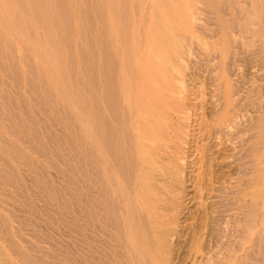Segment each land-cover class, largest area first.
Masks as SVG:
<instances>
[{"label":"rangeland","instance_id":"374dc122","mask_svg":"<svg viewBox=\"0 0 264 264\" xmlns=\"http://www.w3.org/2000/svg\"><path fill=\"white\" fill-rule=\"evenodd\" d=\"M192 1L0 0V264H264V0Z\"/></svg>","mask_w":264,"mask_h":264},{"label":"bare ground","instance_id":"6f19581e","mask_svg":"<svg viewBox=\"0 0 264 264\" xmlns=\"http://www.w3.org/2000/svg\"><path fill=\"white\" fill-rule=\"evenodd\" d=\"M192 0H189V2H191ZM206 1V0H205ZM215 1V0H214ZM226 1V0H225ZM260 1V0H259ZM261 1H263V0H261ZM193 2V1H192ZM198 2V1H197ZM207 3H208V0L206 1ZM211 2V1H210ZM215 2H217V1H215ZM187 3H188V1H187ZM194 3V2H193ZM199 3H200V1H199ZM206 3V4H207ZM260 3V2H259ZM263 3V2H262ZM198 4V3H197ZM213 4H215V3H213ZM213 4H211V5H213ZM250 4V3H249ZM261 4V3H260ZM60 5V4H59ZM209 5V4H208ZM189 6V5H188ZM210 6V5H209ZM215 6V5H214ZM191 7V6H190ZM196 7H197V5H196ZM227 7V6H226ZM249 7V6H248ZM199 8V7H198ZM200 8H202V7H200ZM205 8V7H204ZM203 8V9H204ZM228 8V7H227ZM250 8H252V6L251 7H249V9ZM193 9V8H192ZM248 9V10H249ZM191 10V9H190ZM194 10V9H193ZM223 10V9H222ZM254 10V9H253ZM204 11V10H203ZM226 11V10H225ZM252 11V10H251ZM261 11V10H260ZM171 12V11H170ZM191 12V11H190ZM200 12V11H199ZM198 12V10L196 9V11L194 10V11H192L191 12V14H190V19L193 21V22H197L199 19H203V18H200V16L203 14H201V13H199ZM242 12V11H241ZM240 12V13H241ZM138 13V12H137ZM209 13V12H208ZM250 12H248V14H249ZM259 13H261L262 14V12H259ZM239 14V13H238ZM251 14H252V16H251ZM251 14H249V18H250V16H251V18H253V13H251ZM260 14V15H261ZM137 15V14H136ZM180 15V14H179ZM244 15V14H243ZM101 16V15H100ZM218 16V15H217ZM246 16V15H245ZM262 16V15H261ZM235 17V16H234ZM123 18V17H122ZM238 18H242V16L241 17H238ZM260 17H258V19H259ZM97 19H98V17H97ZM210 19V18H209ZM95 20H96V18H95ZM146 20V19H145ZM234 20V19H233ZM243 20H246V18L245 19H243ZM247 20H248V18H247ZM100 21V20H99ZM205 21V20H204ZM252 20L250 19V22H251ZM260 21H262V20H260ZM101 22V21H100ZM189 22V21H188ZM200 22V21H199ZM202 22V21H201ZM212 22V21H211ZM232 22V21H231ZM236 22H237V20H236ZM239 22V21H238ZM247 22V21H246ZM253 22H255V19L253 18ZM253 22H251V23H253ZM262 22H264V21H262ZM103 23H104V21H103ZM234 23V22H233ZM258 23V22H257ZM197 24V23H196ZM243 24H244V22H243ZM256 24V22L255 23H253V25H252V27L254 26ZM93 25V24H92ZM211 25V24H210ZM229 25H233V24H229ZM237 25V24H236ZM240 25V24H239ZM257 25V24H256ZM263 25H264V23H263ZM91 26V25H90ZM259 26V25H258ZM67 27V26H66ZM197 27V26H196ZM260 27V26H259ZM232 28V27H231ZM254 28V27H253ZM253 28H251V29H253ZM261 28H262V26H261ZM251 29H249V31H251ZM260 29V28H259ZM258 29V30H259ZM262 30V29H261ZM263 30H264V27H263ZM229 31V30H228ZM161 32V31H160ZM264 32V31H263ZM89 34V33H88ZM232 34V33H231ZM187 36V35H186ZM264 36V35H263ZM221 37V36H220ZM189 38V37H188ZM90 39V38H89ZM128 39V38H127ZM227 39V38H226ZM127 42H128V40H127ZM178 42V41H177ZM181 42V41H180ZM229 43V42H228ZM88 45V44H87ZM92 45V44H91ZM179 45H181V44H179ZM229 45H231V44H229ZM10 46V45H9ZM189 47H191V46H189ZM128 49V48H127ZM192 49V48H191ZM73 50V49H72ZM155 50V49H154ZM235 51V50H234ZM254 51V50H253ZM257 51V50H256ZM255 51V52H256ZM233 52V51H232ZM247 52V51H246ZM188 53H189V50H188ZM247 55V54H246ZM82 56V55H81ZM240 56V55H239ZM73 58V57H72ZM82 60V59H81ZM85 60V59H84ZM180 60V59H179ZM139 61V60H138ZM145 62V61H144ZM136 64H137V62H135ZM176 63V62H175ZM157 67V66H156ZM83 68V67H82ZM154 68V67H153ZM161 68V67H160ZM188 68V67H187ZM149 70V69H148ZM161 70V69H160ZM94 72V71H93ZM158 72H159V70H158ZM174 72H175V70H174ZM178 72V71H177ZM145 73H147V72H145ZM232 73V72H231ZM156 74V73H155ZM173 74V76L175 77L176 76V73L174 74V73H172ZM180 75H181V73H179ZM93 75V74H92ZM171 75V74H170ZM228 75V74H227ZM233 75V74H232ZM231 75V76H232ZM147 76V75H146ZM232 78V77H231ZM158 80V79H157ZM176 80V79H175ZM180 81V80H179ZM183 81H184V79H183ZM124 82V81H123ZM149 82V81H148ZM176 82H178V81H176ZM175 82V83H176ZM181 82V81H180ZM169 83V82H168ZM174 83V84H175ZM179 83V82H178ZM177 83V84H178ZM234 83V82H233ZM182 84H183V82H182ZM178 86V85H177ZM185 86V85H184ZM159 87V86H158ZM177 88V87H176ZM178 89V88H177ZM184 90V89H183ZM169 91V90H168ZM177 92V91H176ZM178 93V92H177ZM94 95H97V94H95L94 93ZM164 95H166V94H164ZM177 95L178 94H176L175 96L177 97ZM237 95V94H236ZM65 96V95H64ZM184 96V95H183ZM186 96V95H185ZM98 98V97H97ZM179 98H181V97H179ZM1 99V98H0ZM59 99V98H58ZM66 99V98H65ZM164 99V98H163ZM186 100V99H185ZM166 101V100H165ZM48 102V101H47ZM96 102V101H95ZM145 103H150V102H145ZM144 103V104H145ZM161 103V102H160ZM187 103H188V101H187ZM154 104V103H153ZM152 104V105H153ZM163 104V103H162ZM169 104V103H168ZM69 105H71V104H69ZM137 105H139V104H137ZM141 105V104H140ZM186 105V104H185ZM159 106V105H158ZM162 106V105H161ZM181 106H182V104H181ZM184 106V105H183ZM118 107V106H117ZM145 107V106H144ZM155 107V106H154ZM153 107V108H154ZM190 107V106H189ZM61 108V107H60ZM104 108V107H103ZM145 108H147V107H145ZM186 108V107H185ZM4 109V108H3ZM41 109V108H40ZM102 109V108H101ZM161 109H163V108H161ZM172 109H174V108H172ZM263 109V108H262ZM105 110V109H104ZM178 110V109H177ZM181 110H182V108H181ZM259 110V109H258ZM35 111V110H34ZM53 111V110H52ZM75 111V110H74ZM73 111V112H74ZM155 111V110H154ZM159 111V110H158ZM162 111V110H161ZM184 112H185V110H183ZM183 111H181V112H183ZM106 112V111H105ZM179 112V111H178ZM183 112V113H184ZM242 112V111H241ZM261 112V111H260ZM38 113V112H37ZM72 113V112H71ZM77 113V112H76ZM153 113V112H152ZM165 114H166V112H164ZM55 114V113H54ZM172 114V113H171ZM185 114V113H184ZM186 114H187V112H186ZM75 115V114H74ZM77 115V114H76ZM167 115V114H166ZM81 117H83L82 115H80ZM188 116V115H187ZM239 116V115H238ZM85 117V116H84ZM84 117H83V119H84ZM140 117V116H139ZM167 117H168V115H167ZM184 117V116H183ZM263 117V116H262ZM174 118H176V117H174ZM246 118V117H245ZM171 119V118H170ZM227 119V118H226ZM19 120V119H18ZM43 120H45L44 118H43ZM177 120V119H176ZM222 120V119H221ZM151 121V120H150ZM173 121V120H172ZM184 121H186V120H184ZM212 121V120H211ZM214 121V120H213ZM224 121V120H223ZM198 122V121H197ZM217 122V121H216ZM215 122V123H216ZM235 122V121H234ZM264 122V121H263ZM21 123V122H20ZM86 123H88V121L86 122ZM154 123V122H153ZM180 123V122H179ZM212 123V122H211ZM222 123H224V122H222ZM237 123V122H236ZM184 124V123H183ZM206 124V123H205ZM228 124V123H227ZM255 124V123H254ZM210 125V124H209ZM223 125H225V124H223ZM223 125H222V127L221 128H219V129H222L221 131H223ZM236 125V124H235ZM108 126V125H107ZM114 126V125H113ZM186 126V125H185ZM216 126V125H215ZM233 126V125H232ZM163 127V126H162ZM187 127V126H186ZM214 127V126H213ZM228 127V126H227ZM23 128V127H22ZM47 129H48V127H46ZM45 128V129H46ZM232 128V127H231ZM44 129V128H43ZM61 129V128H60ZM142 129V128H141ZM211 129V128H210ZM9 130V129H8ZM226 130V129H225ZM224 130V132H226ZM262 130V129H261ZM91 131V130H90ZM211 131V130H210ZM10 132V131H9ZM175 132H177V131H175ZM212 132V131H211ZM216 132H217V130H216ZM249 132V131H248ZM13 133V132H12ZM64 133V132H63ZM143 133L144 134H147V130H143ZM78 134V133H77ZM174 134V133H173ZM187 134V133H186ZM221 134V133H220ZM65 135V134H64ZM127 135V134H126ZM91 136V135H90ZM93 136V135H92ZM144 136H147V135H144ZM176 136H177V134H176ZM185 136V135H184ZM187 136V135H186ZM94 137V136H93ZM181 137V136H180ZM210 137V136H209ZM216 137V136H215ZM173 138V137H172ZM123 139V138H122ZM121 139V140H122ZM177 139H178V137H177ZM209 139V138H208ZM211 139V138H210ZM227 139V138H226ZM95 140V139H94ZM93 140V141H94ZM181 140V139H180ZM96 141V140H95ZM118 141V140H117ZM213 141V139L211 140V142ZM108 142V141H107ZM144 142H145V140H143V142H142V140H141V142H140V150H139V159H140V172H141V174H140V178L138 177V179H140V183H139V186H138V192H137V197H138V199H137V207H138V209H142V208H144V207H146V205H148V202H149V194H150V192H149V190H148V188L146 187V184H145V182L147 181H149V178L145 175V171L147 170V169H149L150 167H148V164H149V161H148V159H147V157H148V152H147V150L146 149H144V146H146L147 148H149V147H151L150 145H144ZM181 142V141H180ZM187 142V141H186ZM224 142H225V140H224ZM108 144V143H107ZM180 144V143H179ZM193 144V143H192ZM207 144V143H206ZM61 145V144H60ZM94 145V144H93ZM181 145V144H180ZM179 145V146H180ZM190 145V144H189ZM245 145V144H244ZM9 146V145H8ZM96 146V145H95ZM97 147V146H96ZM95 147V148H96ZM185 147V146H184ZM156 148V147H155ZM150 149H152V148H150ZM173 149V148H172ZM96 150V149H95ZM95 150L93 149L92 150V156H94L95 158H97V152H95ZM153 150V149H152ZM191 150V149H190ZM210 150V149H209ZM7 151V150H6ZM88 151V150H87ZM39 152V151H38ZM175 152V151H174ZM85 153V152H84ZM169 154V153H168ZM77 155V154H76ZM80 155V154H79ZM189 155V154H188ZM191 155V154H190ZM81 156V155H80ZM87 156H88V154H87ZM136 156V155H135ZM176 156V155H175ZM77 157H78V155H77ZM170 157H172V156H170ZM81 158V157H80ZM173 158V157H172ZM177 159H178V157H176ZM181 158V157H180ZM191 158V157H190ZM33 159V158H32ZM82 159V158H81ZM99 159V158H98ZM103 159V158H102ZM153 159V158H152ZM167 159H170L169 157L167 158ZM175 159V158H174ZM100 160H101V158H100ZM191 160V159H190ZM243 160V159H242ZM80 161V160H79ZM82 161V160H81ZM99 161V160H98ZM102 161V160H101ZM137 161V160H136ZM158 161V160H157ZM188 161V160H187ZM74 162V161H73ZM94 162V161H93ZM100 162V161H99ZM102 162H104L105 163V161L103 160ZM138 162V161H137ZM160 162V161H159ZM182 162V161H181ZM20 163V162H19ZM83 163V162H82ZM91 163V162H90ZM89 163V164H90ZM101 163V162H100ZM174 163H175V161H174ZM183 163H184V161H183ZM21 164V163H20ZM76 164H77V160H76ZM96 164V163H95ZM108 164V163H107ZM177 164V163H176ZM194 164V163H193ZM65 165V164H64ZM73 165H75L74 163H73ZM101 165H102V163H101ZM101 165H100V167H101ZM169 165V164H168ZM178 165V164H177ZM183 165V164H182ZM195 165V164H194ZM238 165V164H237ZM246 165V164H245ZM84 166V165H83ZM91 166V165H90ZM244 166V165H243ZM29 167V166H28ZM41 167V166H40ZM79 167H80V165H79ZM79 167H78V169H79ZM139 167V166H138ZM194 167V166H193ZM238 167V166H237ZM11 168V167H10ZM39 168V167H38ZM87 168V167H86ZM105 168H107V167H105ZM108 168H109V165H108ZM186 168V167H185ZM244 168V167H243ZM73 169V168H72ZM75 169V168H74ZM90 169V168H89ZM94 169V168H93ZM183 169V168H182ZM197 169V168H196ZM217 169V168H216ZM43 170V169H42ZM81 170V169H80ZM138 170V169H137ZM150 171L152 170L151 168L149 169ZM198 170V169H197ZM23 171H24V169H23ZM88 171V170H87ZM90 171H92L91 169H90ZM109 171V170H108ZM242 172H243V170H241ZM248 171V170H247ZM26 172V171H25ZM95 172H96V170H95ZM111 172V171H110ZM109 172V173H110ZM29 173V172H28ZM49 172H47V174H48ZM52 173V172H51ZM75 173V172H74ZM81 173L83 174V172L81 171ZM91 173V172H90ZM251 173V172H250ZM43 174V173H42ZM52 174H54V173H52ZM71 174H73V173H71ZM111 175V174H110ZM117 175V174H116ZM167 175H171V174H167ZM29 176H31V175H29ZM35 176V175H34ZM44 176H47L46 174L44 175ZM49 176H50V174H49ZM113 176V175H112ZM199 176V175H198ZM243 176V175H242ZM24 177H25V175H24ZM48 177V176H47ZM97 177V176H96ZM180 177H182V175L180 176ZM185 177V176H184ZM244 177V176H243ZM26 178V177H25ZM58 178V177H57ZM57 178L55 179L54 178V176H53V179H55V180H57ZM66 178V177H65ZM88 178V177H87ZM112 178V177H111ZM168 178V177H167ZM239 178H242V177H239ZM251 178V177H250ZM24 179V178H23ZM27 179V178H26ZM30 179V178H29ZM48 179V178H47ZM50 179H51V176H50ZM101 179V178H100ZM99 179V180H100ZM182 179H184V178H182ZM233 179V178H232ZM247 179V178H246ZM35 180V179H34ZM79 180H80V178H79ZM93 180V179H92ZM115 179H114V177H113V181H114ZM164 180V179H163ZM234 180V179H233ZM237 180V179H236ZM241 179H239V181H240ZM244 180V179H243ZM28 181V180H27ZM29 181H32V179L31 180H29ZM49 181V180H48ZM106 181V180H105ZM116 181V180H115ZM114 181V182H115ZM176 181V180H175ZM252 181V180H251ZM33 182V181H32ZM75 182V181H74ZM83 182V181H82ZM234 182V181H233ZM238 182V181H237ZM244 182V181H243ZM3 183V182H2ZM36 183V182H35ZM34 183V184H35ZM55 183H57V182H55ZM61 183V182H60ZM78 183V182H77ZM88 183V182H87ZM113 183V182H112ZM167 183H169V182H167ZM175 183H177V182H175ZM240 183V182H239ZM28 184V183H27ZM33 184V183H32ZM37 184V183H36ZM95 184H97V183H95ZM94 184V185H95ZM105 184V183H104ZM114 184V183H113ZM159 184H161V183H159ZM170 184V183H169ZM226 184V183H225ZM249 184H252V183H249ZM29 185H30V183H29ZM89 185V184H88ZM154 185V184H153ZM165 185H167V184H165ZM175 185V184H174ZM212 185V184H211ZM61 186V185H60ZM76 186H77V184H76ZM84 186V185H83ZM164 186V185H163ZM169 186V185H168ZM81 187V186H80ZM87 187V186H86ZM117 187V186H116ZM164 187H166V186H164ZM179 187V186H178ZM187 187V186H186ZM226 187V186H225ZM235 187V186H234ZM236 187H237V185H236ZM242 187V186H241ZM246 187V186H245ZM31 188V187H30ZM53 188V187H52ZM92 188V187H91ZM126 188V187H125ZM174 188V187H173ZM191 188V187H190ZM243 188V187H242ZM248 188V187H247ZM32 189V188H31ZM65 188H63V190H64ZM86 189V188H85ZM87 189H89V188H87ZM98 189H100V188H98ZM230 189V188H229ZM246 189V188H245ZM111 190V189H110ZM174 190V189H173ZM179 190H180V188H179ZM184 190V189H183ZM222 190V189H221ZM226 190H227V188H226ZM33 191V190H32ZM75 191V190H74ZM89 191V190H88ZM96 191V190H95ZM109 191V190H108ZM168 191H170V190H168V188L166 187V188H163V189H160L159 190V193H158V201H156V202H159L160 204H162L163 202H167L170 198V195H171V193H169ZM236 191V190H235ZM61 192V191H60ZM78 192V191H77ZM90 192V191H89ZM93 192V191H92ZM171 192V191H170ZM173 192V191H172ZM175 192V191H174ZM177 192V191H176ZM185 192V191H184ZM193 192V191H192ZM240 192V191H239ZM33 193H34V191H33ZM68 193V192H67ZM84 193V192H83ZM93 193H95V192H93ZM100 193V192H99ZM102 193V192H101ZM178 193V192H177ZM180 193V192H179ZM32 194V193H31ZM180 194H182V193H180ZM184 194V193H183ZM186 194V193H185ZM58 195V194H57ZM68 195V194H67ZM69 195H70V193H69ZM92 195V194H91ZM118 195H119V191H118ZM118 195H116V196H118ZM32 196V195H31ZM58 196H60V195H58ZM65 196V195H64ZM71 196V195H70ZM74 196V195H73ZM73 196H71L70 198H72ZM83 196V195H82ZM86 196V195H85ZM99 196H101V194L99 195ZM112 196V195H111ZM110 196V197H111ZM120 196H121V198L123 197V199H124V196H123V194H121L120 193ZM174 196V195H173ZM34 197V196H33ZM66 197V196H65ZM88 197H90V196H88ZM181 197H183V196H181ZM232 197V196H231ZM240 197V196H239ZM116 198V197H115ZM129 198V197H128ZM185 198H186V196H185ZM74 199H77V198H75V196H74ZM173 199L176 201V200H179V197L178 196H175V197H173ZM184 199V198H183ZM241 199H243V198H241ZM36 200V199H35ZM60 200V199H59ZM85 200H86V202H87V199L85 198ZM90 200V199H89ZM92 200H93V206H94V208L92 209V211H91V213H93V214H95L96 212H95V208L96 207H98L97 206V204H96V202H95V199H94V197L92 196ZM105 200V199H104ZM112 200V199H111ZM115 200V199H114ZM82 201H84V200H82ZM91 201V200H90ZM130 201V200H129ZM172 201V200H171ZM185 201V200H184ZM76 202L78 203L79 202V200L77 201L76 200ZM102 202V201H101ZM114 202H116V200L114 201ZM169 202V201H168ZM188 202V201H187ZM61 203H63V202H61ZM72 203H74V201H72ZM88 203V202H87ZM118 202H116L115 204H117ZM131 203V202H130ZM204 203V202H203ZM82 204V203H81ZM86 204V203H85ZM100 204V203H99ZM190 204V203H189ZM233 204V203H232ZM236 204V203H235ZM241 204V203H240ZM74 205V204H73ZM78 205V204H77ZM79 205H80V202H79ZM78 205V206H79ZM89 205V204H88ZM87 205V206H88ZM186 205H188V204H186ZM185 205V206H186ZM195 205V204H194ZM202 205V204H201ZM204 205V204H203ZM225 205V204H224ZM109 206H111V205H109ZM115 206V205H114ZM122 206H123V204H122ZM189 206V205H188ZM246 206H247V204H246ZM250 206H252V204L251 205H249V207ZM62 207V206H61ZM80 207V206H79ZM91 207V206H90ZM118 207V206H117ZM116 207V208H117ZM142 207V208H141ZM184 207V206H183ZM191 207V206H190ZM189 207V208H190ZM75 208V207H74ZM100 208V207H99ZM119 208V207H118ZM117 208V209H118ZM120 208H121V206H120ZM123 208H124V206H123ZM168 208V207H167ZM193 208V207H192ZM191 208V209H192ZM76 209V208H75ZM82 209H83V207H82ZM91 209V208H90ZM101 209V208H100ZM122 209V208H121ZM52 210V209H51ZM78 210V209H77ZM125 210V209H124ZM153 208H151V209H149L147 212L146 211H144V210H142L143 211V216L145 217V214L146 213H153ZM179 210V209H178ZM54 211V210H53ZM86 211H87V209H86ZM85 211V212H86ZM177 211V210H176ZM250 211V210H249ZM252 211V210H251ZM78 212H79V210H78ZM82 212V211H81ZM88 212V211H87ZM86 212V213H87ZM98 212V211H97ZM193 212V211H192ZM191 212V213H192ZM233 212V211H232ZM247 212V211H246ZM176 213V212H175ZM189 213V212H188ZM253 213V212H252ZM70 214V213H69ZM108 214V213H107ZM125 214V213H124ZM173 214V213H172ZM79 215V214H78ZM85 215V214H84ZM88 215V214H87ZM100 215V214H99ZM182 215V214H181ZM214 215V214H213ZM243 215V214H242ZM48 216V215H47ZM73 216V215H72ZM90 216V215H89ZM95 216V215H94ZM93 216V219L94 218H97V217H94ZM103 216V215H102ZM105 216V215H104ZM120 216V215H119ZM176 216V215H175ZM245 216V215H244ZM49 217V216H48ZM215 218H218V216L216 217V216H214ZM232 217V216H231ZM50 218V217H49ZM68 218V217H67ZM213 218V217H212ZM104 219V218H103ZM100 221H101V219H99ZM127 220V219H126ZM125 220V224L127 225L128 224V222ZM211 220H213L214 221V218L213 219H211L210 218V223H209V225H211V223H212V221ZM219 221L220 220V218H219V220L218 219H215V221ZM64 221V220H63ZM63 221H62V223H63ZM88 221H89V219H88ZM109 221V220H108ZM107 221V222H108ZM149 221V220H148ZM248 221V220H247ZM103 222V221H102ZM112 222V221H111ZM220 222L222 223V221L220 220ZM234 222H236V221H234ZM250 222V221H249ZM130 223V222H129ZM149 223V222H148ZM214 223V222H213ZM216 223V222H215ZM217 223H219V222H217ZM92 224V223H91ZM124 224V228H126V225ZM57 225V224H56ZM76 225V224H75ZM113 225V224H112ZM134 226V224H133V222H131L128 226ZM141 225V224H140ZM69 226V225H68ZM68 226H66V227H68ZM91 226V225H90ZM99 226V225H98ZM107 226V225H106ZM214 226H216L215 224L213 225V227ZM218 226H220V224H218ZM222 226V225H221ZM24 227V226H23ZM80 227V226H79ZM104 226H100V228L102 229V233H103V228ZM108 227V226H107ZM109 227H111L110 225H109ZM158 227H160V226H156L155 228H154V232H155V235H157V238H156V240H154V242H152V245H155V247L157 248V246H159V242H163V243H165V244H167V245H169V244H173V240H171L170 239V237L172 236H169V232H167V230L166 229H164V228H160V229H158L159 231H157V229L156 228H158ZM161 227H163L162 225H161ZM233 227V226H232ZM98 228V227H97ZM112 228H114V227H112ZM149 228H150V234H152V227L151 226H149ZM198 228V227H197ZM210 228V227H209ZM218 228V227H217ZM220 228V227H219ZM122 229V228H121ZM127 229V228H126ZM89 230V229H88ZM91 230V229H90ZM89 230V231H90ZM99 230V229H98ZM108 230V229H107ZM124 230V229H123ZM170 230V229H169ZM216 230H218L219 231V229H215V231ZM222 230V229H221ZM96 231V230H95ZM18 232V231H17ZM100 232H101V230H100ZM213 232H214V230H213ZM221 232V231H220ZM225 232V231H224ZM98 233V232H97ZM105 233V232H104ZM112 233V232H111ZM126 233V232H125ZM212 233V232H211ZM21 234V233H20ZM28 235V234H27ZM91 235V234H90ZM98 235V234H97ZM106 235V234H105ZM197 235V234H196ZM87 236V235H86ZM108 236V235H107ZM114 236V235H113ZM121 236V235H120ZM174 236V235H173ZM198 236V235H197ZM100 237V236H99ZM196 237V236H195ZM91 238V237H90ZM95 238V237H94ZM102 238V237H101ZM103 238H104V236H103ZM136 238V237H135ZM174 238V237H173ZM199 238H200V235H199ZM198 238V239H199ZM21 239H23V238H21ZM118 239V238H117ZM176 239V238H175ZM190 239H192V238H190ZM198 239H197V241H198ZM90 240H93L92 238L90 239ZM96 242H101L100 244L102 245V247L99 245V247H101L100 248V253H101V255L103 256V257H108L109 256V254H108V252H107V248H108V245L107 244H110V243H107L106 244V239L104 238L103 239V241H102V239L101 240H98V238H96ZM111 240H113V239H111ZM125 240H127V239H125L124 238V241ZM158 240H160V241H158ZM45 241V240H44ZM175 241V240H174ZM179 241V240H178ZM27 242V241H26ZM207 242V241H206ZM40 243V242H39ZM138 243V242H137ZM155 243V244H154ZM189 243V242H188ZM89 244H90V241H89ZM95 244V243H94ZM124 244H126V243H124ZM31 245V244H30ZM87 245V244H86ZM91 245L93 246V244L91 243ZM98 246V245H97ZM122 246V245H121ZM126 246V245H125ZM206 246H208V245H205V253L207 252L206 251ZM29 247V246H28ZM79 247H81V246H79ZM94 247V246H93ZM113 247V246H112ZM128 246H126V248H127ZM130 247V246H129ZM160 248V247H159ZM213 248V247H212ZM39 249V248H38ZM41 249V248H40ZM96 249H98V248H96ZM108 249H110V248H108ZM131 249V248H130ZM30 250V249H29ZM89 250V249H88ZM175 250V249H174ZM209 250V249H208ZM90 251V250H89ZM94 251H98V250H94ZM131 251V250H130ZM194 251V250H193ZM112 252V251H111ZM124 252H125V250H124ZM209 252H210V250H209ZM42 253H43V251H42ZM91 253H92V250H91ZM135 253V252H134ZM114 254V253H113ZM91 255V254H90ZM134 255V254H133ZM136 255V254H135ZM135 255H134V257H135ZM115 256H116V254H115ZM193 256V255H192ZM248 257H251V255L249 256V255H247ZM90 257V256H89ZM97 257V256H96ZM102 257V258H103ZM180 257V256H179ZM214 257V256H213ZM6 258V257H5ZM51 258V257H50ZM94 259H95V256L93 257ZM92 258V259H93ZM99 258H100V256H99ZM101 258V259H102ZM205 258H206V256H205ZM58 259V258H57ZM110 259V258H109ZM140 259V258H139ZM147 259V258H146ZM209 259V258H208ZM63 260V259H62ZM89 261V260H88ZM132 261V260H131ZM137 261V260H136ZM135 261V262H136ZM26 262V261H25ZM43 262V261H42ZM101 262V261H100ZM125 262V261H124ZM141 262V261H140ZM9 263V262H8ZM46 263V262H45ZM123 263V262H122ZM143 263V262H142ZM151 263V262H150ZM23 264V263H22ZM96 264V263H95ZM136 264V263H135Z\"/></svg>","mask_w":264,"mask_h":264}]
</instances>
